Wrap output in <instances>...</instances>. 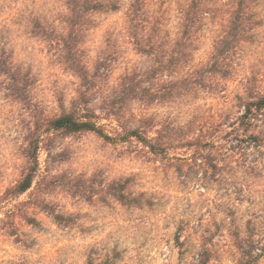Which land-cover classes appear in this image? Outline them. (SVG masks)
Masks as SVG:
<instances>
[{
  "label": "rangeland",
  "instance_id": "rangeland-1",
  "mask_svg": "<svg viewBox=\"0 0 264 264\" xmlns=\"http://www.w3.org/2000/svg\"><path fill=\"white\" fill-rule=\"evenodd\" d=\"M133 1L118 0V11L92 17L80 54L92 71L106 59L109 74L89 100L97 121L114 133L119 123L99 108L111 101L120 107L122 78L148 72L143 86L154 100L122 104L125 120L153 125L151 138L162 129L167 144L154 153L136 138L47 137L32 187L19 194L15 186L30 167L27 135L40 117L59 114L62 103L70 108L82 83L57 46L31 33L37 16L63 32V2L0 0V62L25 78L27 91L16 98L0 71V264H264V144L237 140H247L242 98L264 92V0L252 40L233 56L231 76L174 100H163L168 73L158 56L136 48L128 19ZM190 2L145 0L138 16L143 41L152 37L157 55L179 36ZM207 2L194 30L195 67L208 63L230 10L229 0ZM255 131L264 137V124ZM56 214L69 219L59 225Z\"/></svg>",
  "mask_w": 264,
  "mask_h": 264
},
{
  "label": "trees",
  "instance_id": "trees-1",
  "mask_svg": "<svg viewBox=\"0 0 264 264\" xmlns=\"http://www.w3.org/2000/svg\"><path fill=\"white\" fill-rule=\"evenodd\" d=\"M67 10L64 17V31L57 33L56 30L47 21L37 16L31 20V33L34 36L57 46L64 63L68 64L70 69L80 78L81 86L76 98L70 108L61 105V112L52 117H40L34 125V129L27 135V146L23 154L30 163L28 171L21 181L15 186L17 193L21 194L28 191L33 184L34 177L39 171V152L44 140L48 137L58 134L64 136H73L83 133H95L106 141L127 142L136 138L146 148L152 152L159 153L163 150L167 141L164 140L163 130L156 133L158 137H149V130L154 128L145 120H139L138 125H128L125 120L126 111L123 110L127 103L138 100L144 106H149L152 96V89L143 86L147 82L148 72L142 75H125L120 83V91L117 97L121 106L117 108L116 102H109L106 107L99 108L101 111H108L111 116L119 123L120 129L114 133H108L106 128L97 120L100 116L97 109L89 100L90 94L95 89L96 81L109 74V65L106 59L99 60L92 71L82 60L80 47L83 43L85 34L92 25V17L97 13L114 12L120 9L118 0H61ZM208 0H191L187 9L183 11V21L181 32L173 44L158 55L154 51L155 41L152 37L143 41V34L146 30L144 21L139 19V14L144 7L145 0H134L129 10V28L130 33L136 40L135 45L139 53L158 56L162 70L167 72L166 93L163 100H174L180 96H187L193 92L202 89L213 88L217 80L226 79L233 73L232 61L239 46L253 38V30L259 25V0H229L230 10L228 18L222 24V35H220L214 44L213 52L206 65L195 67L193 62L194 55L192 47L195 43V31L200 30L202 19L208 13ZM138 17V18H137ZM141 21L143 25L138 24ZM166 62V64H165ZM0 71L8 74L10 77V91L18 99H23L26 95L24 89V80L18 73L13 72L7 62H0ZM157 69V71H162ZM243 115L239 119L240 126L243 128L247 140L237 139L241 143L248 141L250 145L253 142L254 148H259L264 144L262 133H256L255 128L258 124H264V92H255L251 90L243 99ZM123 104V105H122ZM261 126V125H260ZM186 137V136H185ZM262 141V143H261ZM186 145L193 144L189 138L182 140ZM241 147V146H236ZM235 147V148H236ZM199 159V158H198ZM56 222L59 225L68 220L63 214H56Z\"/></svg>",
  "mask_w": 264,
  "mask_h": 264
}]
</instances>
